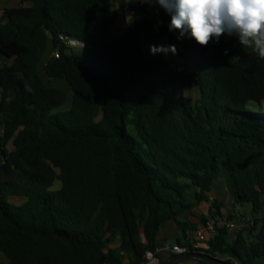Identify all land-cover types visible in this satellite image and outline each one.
<instances>
[{
    "label": "trees",
    "instance_id": "16d2710c",
    "mask_svg": "<svg viewBox=\"0 0 264 264\" xmlns=\"http://www.w3.org/2000/svg\"><path fill=\"white\" fill-rule=\"evenodd\" d=\"M20 2L0 6V264H140L168 221L182 247L214 224L190 254L264 264V60L178 39L156 3L115 34L112 0ZM218 181L252 208L234 236Z\"/></svg>",
    "mask_w": 264,
    "mask_h": 264
},
{
    "label": "clouds",
    "instance_id": "9594fccd",
    "mask_svg": "<svg viewBox=\"0 0 264 264\" xmlns=\"http://www.w3.org/2000/svg\"><path fill=\"white\" fill-rule=\"evenodd\" d=\"M156 3L171 17L169 31L182 38L187 32L201 47L227 34L237 37L243 49L264 60V0H141ZM82 48L83 42H80ZM151 51L176 54L174 45L152 47ZM227 54V50H225ZM26 91L32 88L25 82Z\"/></svg>",
    "mask_w": 264,
    "mask_h": 264
},
{
    "label": "rangeland",
    "instance_id": "374dc122",
    "mask_svg": "<svg viewBox=\"0 0 264 264\" xmlns=\"http://www.w3.org/2000/svg\"><path fill=\"white\" fill-rule=\"evenodd\" d=\"M13 1L14 0H12V2ZM113 1H114L116 10L119 13L120 28H123L125 31L127 29L128 25L130 24L131 20L130 19L128 20L123 16L122 7L125 5H128V0H113ZM129 3H130L133 10H134V7L138 5V2L136 0H132V1L129 0ZM6 4L7 3L4 0L2 2V5L5 6ZM152 16H154V14H152ZM226 36H228V35L224 34L219 39L226 37ZM51 50L52 49H51V45H50L48 48V52L43 59V62L48 58ZM75 50L79 51V48H76ZM165 57L168 59L169 63L172 66L179 67V66L185 65V61L176 55L165 54ZM43 62H42L41 70L43 69V65H44ZM46 81H47V84L49 86H59V87L65 88L69 93V97L71 98V91L68 89V87L64 81L56 80V79H48V78H46ZM69 102L64 107H62V109L67 108L69 106ZM251 109H255V108H251ZM252 111H255V110H252ZM59 184H60V182H58L57 185H59ZM213 191L215 193H217V198L219 200L223 201L227 205L225 207L226 217L224 220H228V218H229L228 216L231 215L232 221L234 223H238V224L242 225V224H244L242 221V216L243 215L251 216L250 213L252 211V208H251V205L248 203H243V205L236 204V210H238V212L237 211L235 212V209H234L235 204L231 201V198H230L228 192L226 191V187L222 181H218L215 184ZM238 230L239 229L231 232V234L234 236L238 232ZM179 234H180L179 232L177 233L176 223L174 221H168L162 225L161 230L158 233V237L164 239L168 243H171V245H174V244H177V239L180 237ZM0 256H3V255L0 253ZM174 256H175L174 254H172L169 250H166L165 248H161L159 250V253H158L159 260L162 264L170 261L171 258H173ZM4 259L7 261L6 258H4ZM192 261H197V260L196 259H185V260L177 261L176 264H188Z\"/></svg>",
    "mask_w": 264,
    "mask_h": 264
},
{
    "label": "built area",
    "instance_id": "2783aa9c",
    "mask_svg": "<svg viewBox=\"0 0 264 264\" xmlns=\"http://www.w3.org/2000/svg\"><path fill=\"white\" fill-rule=\"evenodd\" d=\"M139 3H144L141 2V0H136ZM134 10L132 7L128 4L122 7V13L123 16L126 19H131L133 15ZM75 44V43H72ZM54 56L56 58L60 57V53L56 51L54 53ZM243 220L247 221L250 225L254 224V220L252 217H244ZM223 224L227 227V229L230 232H233L237 229H239V226L234 223L233 221H226L223 222ZM215 227L213 223H210L208 227L199 229L197 231V236H196V241L192 242L191 247H182L181 245L174 244V245H166L165 248L169 250L172 254L175 255H181L185 253H190L192 250L200 249V248H205L206 247V241L209 239L210 233L214 231ZM158 252L157 251H147L144 258L140 262V264H160V260L158 257Z\"/></svg>",
    "mask_w": 264,
    "mask_h": 264
},
{
    "label": "crops",
    "instance_id": "0c3cea01",
    "mask_svg": "<svg viewBox=\"0 0 264 264\" xmlns=\"http://www.w3.org/2000/svg\"><path fill=\"white\" fill-rule=\"evenodd\" d=\"M4 0H1V2H0V6L1 7H17V6H20L21 5V2H20V0H14L13 2H12V0H5V2L7 3L5 6H3L2 5V2H3ZM113 1V0H112ZM130 1H132V0H130ZM113 3H114V1H113ZM128 4L130 5V3H129V0H128ZM8 5V6H7ZM131 6V5H130ZM114 7H115V4H114ZM116 8V7H115ZM123 32H125L124 31V29L123 28H120V18H119V20H118V22L116 23V25H115V27H114V33L115 34H121V33H123ZM206 208L205 207H203L202 209H201V211L202 210H205ZM223 212H226V210H225V208L223 209ZM179 231H178V229H177V233H178ZM180 235V234H179ZM159 238V237H158ZM159 241H160V243H161V248H165V246L166 245H171V243H168V242H166L164 239H162V238H159ZM163 244H164V246H163ZM160 248V249H161ZM166 249V248H165ZM167 250V249H166ZM2 254V253H1ZM3 255V254H2ZM175 255V254H174ZM3 258V259H2ZM4 258H6L4 255L3 256H0V261H4V262H7ZM7 259V258H6ZM172 259V258H171ZM167 263V262H166ZM166 263H163V264H166ZM160 264H162L161 262H160ZM173 264H176V262L175 263H173ZM188 264H202V263H199V261L197 260V261H192V262H190V263H188Z\"/></svg>",
    "mask_w": 264,
    "mask_h": 264
},
{
    "label": "water",
    "instance_id": "95a60500",
    "mask_svg": "<svg viewBox=\"0 0 264 264\" xmlns=\"http://www.w3.org/2000/svg\"><path fill=\"white\" fill-rule=\"evenodd\" d=\"M164 246V244H163ZM185 259H197V260H202L211 264H226L223 261L204 255V254H190V253H185L181 255H176L174 256L170 261H168L166 264H173L177 261L185 260Z\"/></svg>",
    "mask_w": 264,
    "mask_h": 264
}]
</instances>
